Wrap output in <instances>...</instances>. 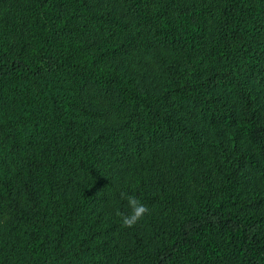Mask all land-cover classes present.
<instances>
[{
  "label": "trees",
  "instance_id": "trees-1",
  "mask_svg": "<svg viewBox=\"0 0 264 264\" xmlns=\"http://www.w3.org/2000/svg\"><path fill=\"white\" fill-rule=\"evenodd\" d=\"M0 264H264V0H0Z\"/></svg>",
  "mask_w": 264,
  "mask_h": 264
},
{
  "label": "clouds",
  "instance_id": "clouds-1",
  "mask_svg": "<svg viewBox=\"0 0 264 264\" xmlns=\"http://www.w3.org/2000/svg\"><path fill=\"white\" fill-rule=\"evenodd\" d=\"M127 200L130 211L128 213L117 211L116 214L121 218L123 227L131 228L149 212V208L134 196L127 197Z\"/></svg>",
  "mask_w": 264,
  "mask_h": 264
}]
</instances>
